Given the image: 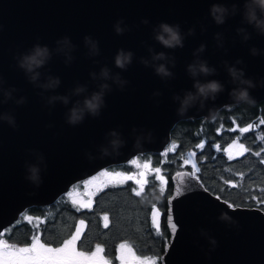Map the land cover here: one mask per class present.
<instances>
[{
  "label": "water",
  "instance_id": "water-1",
  "mask_svg": "<svg viewBox=\"0 0 264 264\" xmlns=\"http://www.w3.org/2000/svg\"><path fill=\"white\" fill-rule=\"evenodd\" d=\"M213 2L228 7L235 2L240 12L217 25L210 15ZM242 11L243 0H0V89H15L11 99L0 103V232L29 207L54 203L72 185L106 167L125 164L141 154L163 152L180 120L207 117L212 107L232 105L229 94L236 85L225 62L243 68L245 76L257 82L250 94L256 102L264 100V87L258 83L264 79V35L241 23ZM118 22L122 34L115 30ZM162 22L180 25L183 47L166 48L154 39V29ZM241 26L251 33L246 42L236 31ZM86 36L97 42L98 55H89ZM64 37L74 45L70 51L57 44ZM36 44L51 52V59L38 69L37 83L47 82L49 75L59 77L55 89L33 84L18 66L17 58ZM201 44L204 50L197 53ZM253 46L260 54H251ZM61 47L64 50L57 51ZM121 49L133 53L126 69L115 65ZM159 52L174 57L175 66L152 61ZM197 56L216 72L190 76L187 66ZM144 59L150 62L148 66L142 63ZM238 59L243 63L236 64ZM159 63L166 64L173 73L171 78L161 79L155 73L153 65ZM103 67L127 81L123 90L113 80L99 78ZM194 79L218 80L224 91L214 101L206 100L202 109L197 101L185 116H178L180 101L173 96L183 98L186 91L194 92ZM102 82L111 91L105 93L106 107L100 116L86 114L82 123L68 124L66 116L73 103L98 91ZM77 85H85L87 91L71 95ZM53 95H69L70 101L67 105L60 101L48 104ZM21 97L26 102L18 105ZM4 115L13 116L17 128ZM112 132L125 146L120 155L101 157L102 147L112 151ZM150 132L152 142L147 139ZM137 137H141L142 150L133 147ZM89 154L93 159L89 160ZM30 166L39 170L38 185L26 178ZM171 179L166 215L170 235L159 264H264V209L234 204L212 192L187 168L176 170Z\"/></svg>",
  "mask_w": 264,
  "mask_h": 264
},
{
  "label": "trees",
  "instance_id": "trees-1",
  "mask_svg": "<svg viewBox=\"0 0 264 264\" xmlns=\"http://www.w3.org/2000/svg\"><path fill=\"white\" fill-rule=\"evenodd\" d=\"M244 128L249 130L241 133ZM171 137L165 153L140 155L148 158L153 168L161 169L163 179L149 173L141 189L128 179L102 188L87 206L77 207L62 195L52 204L32 206L25 212L43 217L36 225L45 241L57 243L68 237L77 221L83 219L86 228L79 242L81 248L90 249L95 243H102L104 254L113 256L116 243L126 239L133 243L136 254L155 257V264H159L170 235L167 199L172 193L171 176L176 170H192L207 188L234 204L264 209V100L221 108L215 121L206 117L180 120ZM235 139L243 144L244 151L230 157L226 147ZM189 152L193 153L195 168L183 164ZM156 207L160 211L157 227L153 222ZM16 226L11 228L13 232L26 228L31 232L25 223Z\"/></svg>",
  "mask_w": 264,
  "mask_h": 264
},
{
  "label": "clouds",
  "instance_id": "clouds-1",
  "mask_svg": "<svg viewBox=\"0 0 264 264\" xmlns=\"http://www.w3.org/2000/svg\"><path fill=\"white\" fill-rule=\"evenodd\" d=\"M240 12V8L237 3L233 2L231 7H228L224 3L213 2L210 7V15L213 18L214 22L217 25H222L225 23L226 18L229 16H235ZM242 24L251 25L254 30L259 35H264V0H243V11L241 13ZM147 23V21H144ZM115 30L117 34H122L124 29L119 26V22L117 23ZM237 34L242 36L243 41H248L251 39V33L247 30V28L241 26L236 29ZM189 34H192V30H189ZM220 34H217L219 37ZM154 39L162 44L166 48H176L183 47L184 36L181 34L180 25L179 24H168V23H160L156 29H154ZM58 45L66 46L68 51H70L74 45H71L69 39L64 37L62 40L57 41ZM85 44L90 45L89 55H98L99 48L96 41H93L90 37H85ZM64 48H57V51H63ZM204 50V45L201 44L200 47L196 50L197 53L202 52ZM151 51V49H150ZM260 49L256 47H252L250 52L253 56L260 54ZM133 53L131 51L125 52L123 49L119 50L117 55L115 56V65L120 69H126L128 65L132 62ZM18 59V66L25 71V74L28 76V79L33 84L37 86L49 90L55 89L60 84L59 77H54L49 75L47 77V82L38 84L39 77L41 73L38 71L41 67H43L48 60L51 59V52L47 46H41L40 44H36L32 50L28 53L20 56ZM72 57L69 55L68 60L70 61ZM152 61H167L171 62L173 67L175 66V58H169L164 52L156 53L152 56ZM142 63L145 66H148L150 62L146 59L142 60ZM243 63L242 60L238 59L236 64ZM227 67V71L229 76L231 77V81L236 87L232 88L230 91V99L232 100L233 105H239L241 103L246 104H254L255 98L250 94V89L257 87V82H254L252 78L245 76V71L243 68H237L234 65H228L225 62ZM155 68V73L161 77V79L171 78L173 73L169 70L165 63H159L153 65ZM187 71L190 76L196 78L199 75L209 76L216 72L214 67H210L207 64V61L199 59L194 60L187 66ZM93 79L97 78V74L95 72L91 73ZM99 78L102 81H107L109 79L113 80L122 90L123 85L127 83L124 79L121 78L120 74L117 73L114 76L111 75L110 69L107 67H103L100 70ZM2 78H0V84H2ZM259 86L264 87V79L259 80ZM193 87L195 91H186L183 98L179 95L173 96L174 100L180 101V106L177 109L178 116H185L188 112V109L193 107L197 101L200 102V108L204 107V102L208 99H212L213 101L216 99L217 95L224 91V85L218 80H208L205 82H201L199 79H194ZM12 90L3 91L4 100L0 101V103L7 102L8 99H11ZM87 88L85 85H77L72 91L71 95L80 96L82 93H85ZM111 91V86L102 82L99 85L98 91H93L90 95L85 96L82 100L77 99L73 106L69 109V113L66 116L67 123L70 125H77L84 121L86 114L90 115L93 118H97L101 114V109L106 107L105 103V93ZM157 95L159 93H156ZM55 101H60L63 104L67 105L70 101L69 95H53L48 98L47 103L52 104ZM26 102L24 97H21L16 103L24 104ZM229 105H223L222 107H212L208 110V115L206 117L209 121H215L219 114L220 108H227ZM3 119L7 120L8 123L13 127L17 128L15 118L11 115H4ZM111 135L115 137L110 141L111 152L108 147L101 148V157L111 156L113 154L120 155V149L125 146V141L120 139L118 134L112 132ZM149 142L153 141L152 133L150 132L147 137ZM133 147L137 150H142L143 145L141 144V137H137ZM89 160L93 159V157L89 154ZM30 175L26 178L33 181L37 185L40 183V179L38 176V168L35 166L29 167Z\"/></svg>",
  "mask_w": 264,
  "mask_h": 264
},
{
  "label": "rangeland",
  "instance_id": "rangeland-1",
  "mask_svg": "<svg viewBox=\"0 0 264 264\" xmlns=\"http://www.w3.org/2000/svg\"><path fill=\"white\" fill-rule=\"evenodd\" d=\"M172 148V147H171ZM244 151L243 144L238 140H233L227 147L226 152L230 157L241 154ZM166 151H164L165 153ZM142 155V154H141ZM190 164L192 168L196 167L195 160L193 158V153L189 152L183 164ZM159 169V172H157ZM149 173H154L158 175L159 178L162 176V171L160 168H153L150 164L148 158L141 157L140 155L131 159L125 164L113 165L106 167L91 177L83 179L74 185L64 194V199L70 200L77 207L87 206L91 204L94 195L102 188L109 185L122 184L124 181L131 177L136 183L138 189H141L145 179ZM164 181H162L163 184ZM28 216V213H24V218ZM30 217V216H28ZM32 218V217H31ZM34 222L37 223L38 219L34 217ZM160 220V211L155 208V214L153 215V222L157 227ZM81 224L79 226V231L81 230ZM123 247H119L118 256L114 259V263L105 257H103L100 252L95 251L96 255L93 256L92 252L88 256H84V262L86 264L95 262L97 264H155L156 258L152 256L138 255L132 250H130L126 244H122ZM68 250L75 249L73 245L67 247Z\"/></svg>",
  "mask_w": 264,
  "mask_h": 264
},
{
  "label": "flooded vegetation",
  "instance_id": "flooded-vegetation-1",
  "mask_svg": "<svg viewBox=\"0 0 264 264\" xmlns=\"http://www.w3.org/2000/svg\"><path fill=\"white\" fill-rule=\"evenodd\" d=\"M24 213L20 215L19 219H17L12 224L8 225L0 232V264H35L37 258L46 259L50 262V264H69V262L70 264H86L84 262L85 258L83 259V257L88 256L92 252H95L97 249V245H99L100 248L103 249V251L100 252V254L106 259L112 261L113 263H114V259H116L118 256L119 247L122 244H126V246L130 250L135 252V246L133 245V243L130 240H126V239H121L116 243L115 253L113 256H106L104 254V246L102 243H95L94 246L90 249L84 247L81 248L79 242L86 228V223L83 219H79L77 221L74 231L68 237L63 238L61 241L57 243L45 241L42 237V233L40 232V228L36 225V223H34L35 221L34 217L37 218L38 221L39 220L43 221V217L39 218L37 216L28 213V216L32 217V219L29 220L28 216L24 218ZM81 221H83L84 223L81 224L80 223ZM20 223L27 224L31 232L28 231V228L24 229L23 232H19V233H16L15 231L13 232L12 229H15L17 227L16 225H21ZM80 224L82 225L81 230L79 231L80 238L78 241H76L74 245L75 249L68 250L67 248H65L63 252L49 253L37 247V249H35L34 251L25 252V253L14 251L20 248H30L32 238L37 233H39L40 235V242L43 243L46 248H53V249L62 248L64 246V241L70 240L71 236L73 234H76V230L77 228H79ZM77 253H83V255H77ZM113 257L115 258L113 259ZM89 264H97V263L92 262Z\"/></svg>",
  "mask_w": 264,
  "mask_h": 264
},
{
  "label": "snow or ice",
  "instance_id": "snow-or-ice-1",
  "mask_svg": "<svg viewBox=\"0 0 264 264\" xmlns=\"http://www.w3.org/2000/svg\"><path fill=\"white\" fill-rule=\"evenodd\" d=\"M233 131H235L236 129H232ZM248 128H244V129H240L241 133L248 131ZM200 147H203V145H200ZM157 172H159V169H157ZM129 179H131V177H129ZM161 179H163V177H161ZM139 194V193H137ZM155 214V209L153 210V215ZM32 218L29 217V220H31ZM108 218L105 217V220H107ZM81 224H83L84 222L81 221ZM105 227H107V225H105ZM80 238V233H79V229L76 230V234H73L71 236L70 240L64 241V246L62 248H58V249H53V248H46L45 245L43 243L40 242V235L39 233H37L33 238H32V242H31V247L30 248H20L18 250H14V251H18L20 253H25V252H30V251H34L35 249H37V247H39L40 249L45 250L46 252H63L65 248H67L69 245H75L76 241H78ZM121 247H123V245H121ZM97 252H102L103 249L100 248L99 245H97ZM77 255H83V253H77ZM93 256L96 255V253H92ZM35 264H50V262L46 259H36ZM70 264V262H69Z\"/></svg>",
  "mask_w": 264,
  "mask_h": 264
}]
</instances>
